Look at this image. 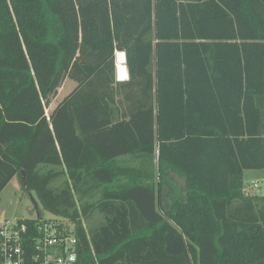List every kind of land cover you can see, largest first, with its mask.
Instances as JSON below:
<instances>
[{
	"label": "trees",
	"instance_id": "1",
	"mask_svg": "<svg viewBox=\"0 0 264 264\" xmlns=\"http://www.w3.org/2000/svg\"><path fill=\"white\" fill-rule=\"evenodd\" d=\"M64 1L0 0V196L19 177L77 264H264V198L244 182L264 171V0H75L79 46L110 54L75 66L48 116L74 47ZM136 157L157 164L121 162Z\"/></svg>",
	"mask_w": 264,
	"mask_h": 264
},
{
	"label": "built area",
	"instance_id": "2",
	"mask_svg": "<svg viewBox=\"0 0 264 264\" xmlns=\"http://www.w3.org/2000/svg\"><path fill=\"white\" fill-rule=\"evenodd\" d=\"M117 81L129 78L118 70ZM245 192L264 198V181H252ZM77 245L76 237L54 222L41 221L32 228L22 221L0 220V264H77Z\"/></svg>",
	"mask_w": 264,
	"mask_h": 264
},
{
	"label": "rangeland",
	"instance_id": "3",
	"mask_svg": "<svg viewBox=\"0 0 264 264\" xmlns=\"http://www.w3.org/2000/svg\"><path fill=\"white\" fill-rule=\"evenodd\" d=\"M81 57V55L75 53L68 54L66 59L67 67L65 69V72H70V69L68 68L72 66V63H78L77 61H80ZM67 76L69 78L72 77L71 73H68ZM58 91L59 89L56 85L54 90L49 94L47 100L45 101L46 111L49 114L54 111L56 106H58L72 90L66 91L65 93H63L62 91L58 93ZM50 101L52 102L51 106ZM130 161L132 164L136 165V167L139 168L144 167L147 162L153 163L155 165L157 164V158L136 157L131 158ZM252 181H264V171L245 172L244 182L246 186L249 185ZM34 202L37 205H35ZM36 206L38 207V211L40 213L42 221L57 222L60 220L54 215L46 212L36 199L35 195L24 192L20 178L15 177L0 196V220L3 218V216L5 220L12 223H17L24 220H36L38 219ZM102 222L103 217L99 214H95L90 221H85L84 223L85 227L87 229H90L99 226ZM70 227L73 230V227Z\"/></svg>",
	"mask_w": 264,
	"mask_h": 264
},
{
	"label": "crops",
	"instance_id": "4",
	"mask_svg": "<svg viewBox=\"0 0 264 264\" xmlns=\"http://www.w3.org/2000/svg\"><path fill=\"white\" fill-rule=\"evenodd\" d=\"M88 10L89 9L79 6L75 0H65L60 6V12L64 16L66 22L68 40L74 45V47L68 51V54L75 53L82 57L80 61H77L78 63H72V66L68 68L70 69V72H65L66 68L64 69L63 74L57 83L59 89L58 93L61 91L65 93L66 91L73 90L85 79L83 75L75 73V66L86 64L96 67L110 54V49L104 50L100 53H93L79 46L84 39L82 33L83 13ZM68 73H71V78L67 76ZM51 104L52 102L50 101V106ZM47 115L49 116V113H47ZM130 160L131 158H124L121 162L128 167H136V165L132 164Z\"/></svg>",
	"mask_w": 264,
	"mask_h": 264
},
{
	"label": "water",
	"instance_id": "5",
	"mask_svg": "<svg viewBox=\"0 0 264 264\" xmlns=\"http://www.w3.org/2000/svg\"><path fill=\"white\" fill-rule=\"evenodd\" d=\"M120 61H123L124 65H125V68H126V72H127V75L126 76L129 78V72H128V68L126 66L127 60H126V54L125 53H119V54L117 53L116 54V68H117V73H118V70H119V64L121 63ZM34 204L37 205L35 202H34ZM36 209H37L38 220H41V216H40V213L38 211V207L37 206H36ZM3 219H4V216H3L2 220Z\"/></svg>",
	"mask_w": 264,
	"mask_h": 264
},
{
	"label": "bare ground",
	"instance_id": "6",
	"mask_svg": "<svg viewBox=\"0 0 264 264\" xmlns=\"http://www.w3.org/2000/svg\"><path fill=\"white\" fill-rule=\"evenodd\" d=\"M123 60V59H122ZM121 63L119 64V70H120V75L121 76H126L127 72H126V68L125 65L123 63V61H120Z\"/></svg>",
	"mask_w": 264,
	"mask_h": 264
}]
</instances>
